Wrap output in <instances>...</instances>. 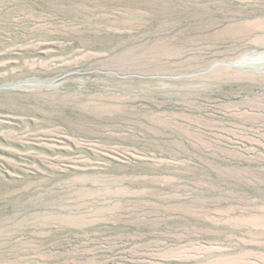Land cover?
<instances>
[{"label":"rangeland","instance_id":"rangeland-1","mask_svg":"<svg viewBox=\"0 0 264 264\" xmlns=\"http://www.w3.org/2000/svg\"><path fill=\"white\" fill-rule=\"evenodd\" d=\"M0 264H264V0H0Z\"/></svg>","mask_w":264,"mask_h":264},{"label":"water","instance_id":"water-1","mask_svg":"<svg viewBox=\"0 0 264 264\" xmlns=\"http://www.w3.org/2000/svg\"><path fill=\"white\" fill-rule=\"evenodd\" d=\"M251 61H256V58L252 57V56H244L242 57V59L240 61H238L236 63V66L241 67L243 66L245 63L251 62Z\"/></svg>","mask_w":264,"mask_h":264}]
</instances>
